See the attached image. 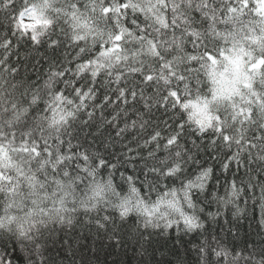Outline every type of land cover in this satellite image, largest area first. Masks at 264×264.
Here are the masks:
<instances>
[{
  "label": "clouds",
  "instance_id": "1",
  "mask_svg": "<svg viewBox=\"0 0 264 264\" xmlns=\"http://www.w3.org/2000/svg\"><path fill=\"white\" fill-rule=\"evenodd\" d=\"M0 264H264V0H0Z\"/></svg>",
  "mask_w": 264,
  "mask_h": 264
}]
</instances>
